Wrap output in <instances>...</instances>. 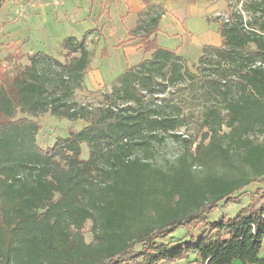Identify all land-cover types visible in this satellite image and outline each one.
I'll return each mask as SVG.
<instances>
[{
    "label": "trees",
    "instance_id": "obj_1",
    "mask_svg": "<svg viewBox=\"0 0 264 264\" xmlns=\"http://www.w3.org/2000/svg\"><path fill=\"white\" fill-rule=\"evenodd\" d=\"M250 8L260 11L259 4ZM226 17L218 20L220 45L201 49L196 73L158 45L160 16L140 27L133 37L152 54L121 76L124 109L92 111L65 98L63 90L82 81L89 62L83 41L70 38L61 43L65 64L29 55L31 67L0 84V264H170L190 256L194 264H264V201L252 195L234 218L207 219L219 204L237 202L235 194L264 181V20L257 31L239 13ZM22 57L16 52L5 60ZM165 71L197 86L190 99L204 109L200 121L208 131L164 170L130 152L158 131L180 127L143 111L144 95ZM17 113L24 117L15 119ZM45 114L86 125L41 149L33 119ZM223 125L228 132L219 136ZM142 132L147 137L135 140ZM234 155L235 172L232 166L215 171ZM178 228L189 239L169 248L163 241Z\"/></svg>",
    "mask_w": 264,
    "mask_h": 264
},
{
    "label": "rangeland",
    "instance_id": "obj_2",
    "mask_svg": "<svg viewBox=\"0 0 264 264\" xmlns=\"http://www.w3.org/2000/svg\"><path fill=\"white\" fill-rule=\"evenodd\" d=\"M225 1L230 7L229 12L239 13L243 18V22L247 24L249 29H256L258 31V28L263 24L262 22L264 20V0ZM49 2L50 0H3L2 7L0 8V37L7 38L9 36L5 31L2 32V26L9 23L20 24L18 25L19 27L25 26L27 21H29L27 10H36L42 7L46 8L47 3ZM252 4H259L260 11L254 12V10L250 8V5ZM154 12L158 13V10H154ZM34 17L35 18L33 21L37 22L39 20V13H35ZM217 19L219 20L218 17ZM147 20L148 17L146 19L139 20L136 24L133 23L132 25H128V28L130 29L128 37H133L135 34L139 33L138 29L143 27ZM182 29L185 28L182 27ZM98 33L101 32L99 31ZM96 40L98 41L100 39L94 36L91 40V43H89L87 54L91 60H89L82 81L75 87H71L70 91L63 90V94H65V98L68 101L77 106H83L87 110L95 111L108 106L115 110L124 109L126 107L125 102L120 98V94L117 91L120 86L121 76L128 67L120 73L117 72L115 75L106 76L109 81L104 85H100L97 82L100 81L99 76L94 75L92 71L95 69H100L97 66L102 64L105 65L101 67V69L104 70L107 64L111 63L112 59L108 60V58H106L105 60H102L97 58L100 54L99 50L101 48V44L96 42ZM163 41L164 39L160 40L161 45H165L163 44ZM0 42V49L4 48L3 50H0V52H4L6 50L7 51L5 54L8 52H21L20 54H23L24 56L15 62H8L5 59L0 60L1 84L5 80L12 79L17 73L21 72L22 69L31 67V62L27 58L29 55L26 53L27 50H25V48L20 50V48L15 44L8 45L7 42ZM172 42V45L177 46L180 44V42L176 39H173ZM120 45H118V47L115 46L116 49L119 48ZM132 46L131 47L133 49L135 48V52L140 55V58H138L137 55L135 56L136 60L131 62V68L133 66H137L140 62L146 60V58L149 59V56H151L152 53L150 52L147 55H141L142 47L139 39L133 43ZM204 46L212 45H206V43L202 42L198 44L192 42L185 44L186 48L180 57H182L187 62V65L192 73H196V60L200 56L201 49ZM213 46L217 47L216 45ZM60 55H63V52L60 53ZM118 55L119 53L117 52V56ZM36 59L38 61L36 64H39L42 61V57H36ZM58 59L62 64H65L64 58L62 56H60ZM127 59L128 58H123V61H121L123 65L126 62L128 65L129 60L127 61ZM165 72L164 75H160L157 77V79H153L152 88L154 92L151 95H144V102L146 105L143 106V111L149 112L151 116H169L171 119H174V122H171V124H180L178 125L180 127L165 133L158 131L155 138L149 139V145H145L143 147L136 146L130 152V157H138L142 160L149 161L154 166L160 167L164 170L167 169L169 165L175 164L176 159L182 154L184 150L190 146L194 147L200 143L204 133L208 131V127L201 125L200 121V113L203 112L204 109H202L198 103L193 102L190 99L193 95V92L195 91L196 93L197 86H191L189 82L182 80L177 82V80L171 79L168 72ZM97 84L99 85L97 86ZM22 117L24 116L17 113L15 119H20ZM33 120L39 125L36 135V142L41 149H47L51 147L56 138L66 137L70 130L79 131L83 126L86 125L82 121L69 122L62 118L52 117L49 114H45ZM227 132L228 129L223 125L218 131V134L221 136ZM146 137L147 134L142 132L140 135H136L134 139L140 140L141 138ZM262 138L263 137L255 135L253 140L256 142H261ZM207 142L208 140H206L204 144H207ZM81 156L82 159H87L85 147L82 149ZM238 164V159L234 155L230 164L223 166L220 163H217L215 164L214 169L215 171H228L227 169L232 166L230 171L235 172V167ZM252 195H255L256 203L260 204L262 201H264V181H261L260 183H253L240 193L235 194L234 197H236L237 202L219 204L217 208L212 210L210 214L207 215L208 221L217 222L223 218H234L242 209L247 207L251 201ZM89 226L90 224H87L85 227V237L87 242L91 238L88 232ZM202 230L203 227H198L191 230V234L194 237H198ZM188 239L189 234L187 231L184 228H178L171 237L166 238L163 242L167 244L169 248H172L182 242L188 241ZM139 250L140 249L138 247L134 249L135 252H139ZM259 256L264 258V244ZM194 260H196L195 256H190L187 260H181L180 262L176 261L170 264H194Z\"/></svg>",
    "mask_w": 264,
    "mask_h": 264
},
{
    "label": "crops",
    "instance_id": "obj_3",
    "mask_svg": "<svg viewBox=\"0 0 264 264\" xmlns=\"http://www.w3.org/2000/svg\"><path fill=\"white\" fill-rule=\"evenodd\" d=\"M144 1L147 3L143 4L140 0H61L60 5L54 6L50 0L46 8L27 10L29 21L25 26L19 27L20 24L13 23L2 26V32L5 31L9 36L0 37V41L7 42L8 45L15 44L20 50L25 48L28 55L40 54L61 63L58 58L60 56L64 58L61 43L65 39L83 41L84 49L88 51L89 43L96 36L100 39L96 42L101 44L97 58L112 59L104 70L101 69L105 66L102 64L97 66L100 69L92 71L94 75L99 76L100 81L97 82L100 85L109 81L106 76L120 73L127 67L131 68V62L136 60V55L140 58L135 48H132L134 47L132 44L138 39L128 37L130 33L128 25L136 24L141 19L148 17L146 24L151 18L160 16L158 31L154 35L157 43L162 48L175 51L179 56L186 48V43L220 45L218 35L220 25L217 17L224 18L229 13L230 7L225 0ZM154 10H158V13ZM35 13H39L37 22L33 21ZM99 31L101 33H98ZM162 39L165 45L160 44ZM173 39L180 44L172 45ZM118 45L120 47L116 49L115 46ZM6 51L0 52V60L5 59L8 54H14L11 52L5 54ZM62 52L63 55H60ZM145 54L148 53L142 48L141 55ZM123 58H128V65L127 62L122 64ZM88 60L91 58L88 57Z\"/></svg>",
    "mask_w": 264,
    "mask_h": 264
},
{
    "label": "built area",
    "instance_id": "obj_4",
    "mask_svg": "<svg viewBox=\"0 0 264 264\" xmlns=\"http://www.w3.org/2000/svg\"><path fill=\"white\" fill-rule=\"evenodd\" d=\"M60 2H61V0H52V4H53L54 6H58V5H60Z\"/></svg>",
    "mask_w": 264,
    "mask_h": 264
}]
</instances>
